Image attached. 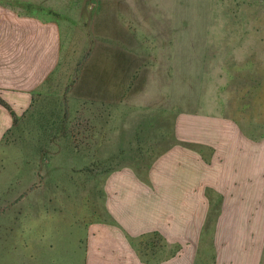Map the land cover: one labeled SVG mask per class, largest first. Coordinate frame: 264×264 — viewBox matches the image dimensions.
<instances>
[{
	"label": "rangeland",
	"instance_id": "374dc122",
	"mask_svg": "<svg viewBox=\"0 0 264 264\" xmlns=\"http://www.w3.org/2000/svg\"><path fill=\"white\" fill-rule=\"evenodd\" d=\"M73 6L86 19L78 16L75 27L68 21L59 69L27 117L33 126L37 110L63 108L65 99L72 145L62 141L43 158L25 126L24 139L14 133L0 142V264L171 263L183 245L159 231L125 229L113 214L115 197L135 205L136 190L169 189L187 149L210 157L185 138L192 113L223 114L245 137L263 139L264 0ZM88 159L94 163L85 170ZM210 205L212 219L220 204ZM214 225L207 220L193 264H215Z\"/></svg>",
	"mask_w": 264,
	"mask_h": 264
},
{
	"label": "crops",
	"instance_id": "0c3cea01",
	"mask_svg": "<svg viewBox=\"0 0 264 264\" xmlns=\"http://www.w3.org/2000/svg\"><path fill=\"white\" fill-rule=\"evenodd\" d=\"M83 1L0 0V99L9 106L0 102V142L13 126L12 112L20 116L38 93L49 89L63 57V32L72 29L68 21L75 27L82 23L78 16L86 19L87 13L73 6ZM96 16L88 17L89 24ZM187 118L186 140L202 144L210 157L183 151L173 165L175 182L169 189L156 183L148 195L145 187L136 190L135 205L131 198L116 196L115 218L127 230H155L181 243V256L168 264H193L207 220L215 224V264H264V137H245L232 118L219 113ZM214 200L220 210L211 219ZM132 215L138 217L132 221Z\"/></svg>",
	"mask_w": 264,
	"mask_h": 264
},
{
	"label": "trees",
	"instance_id": "16d2710c",
	"mask_svg": "<svg viewBox=\"0 0 264 264\" xmlns=\"http://www.w3.org/2000/svg\"><path fill=\"white\" fill-rule=\"evenodd\" d=\"M0 102L9 107L3 100L0 99ZM63 102V100H62ZM38 104V100L35 96L33 99V103L29 109H27L22 116L16 115V113L12 112V115L14 117V123L13 126L7 130V132L3 136V140L8 139L10 135H14V133L19 134L21 136V139H24V126L32 129L35 136L38 137L39 142V148H37V153L42 155L43 158L49 157L51 153L58 152L60 150V146L62 148L63 145H61L62 141H65L64 144L67 145V147H71V143L69 141L71 140V133L73 128V123L71 121V114L69 109V104L67 101H65L62 104L63 108H53V109H47V108H41L36 111V113L39 114V120L36 121L33 126L30 125V122H28L27 117L28 114L33 111L34 108H36V105ZM44 106V105H42ZM29 124H27V123ZM36 127V128H35ZM31 132V135L33 133ZM136 136L139 135V131L135 133ZM46 143V148L42 147ZM53 145L56 147L53 149ZM70 145V146H68ZM122 151H126V149H122ZM48 159V158H47ZM94 163V160L88 159L85 160L83 165L85 166V170H88L90 168V165ZM122 161L118 162L120 164Z\"/></svg>",
	"mask_w": 264,
	"mask_h": 264
}]
</instances>
